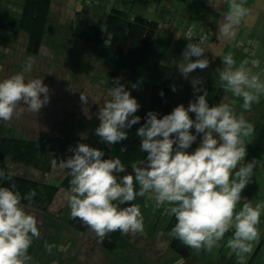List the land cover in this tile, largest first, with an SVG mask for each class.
<instances>
[{
	"label": "clouds",
	"instance_id": "9594fccd",
	"mask_svg": "<svg viewBox=\"0 0 264 264\" xmlns=\"http://www.w3.org/2000/svg\"><path fill=\"white\" fill-rule=\"evenodd\" d=\"M221 2L227 3L228 9L221 13L219 37L234 39L251 9L246 6L247 0ZM208 3L218 10L216 0ZM193 38L189 29L186 39L190 42L182 53L184 63L179 65L185 76L209 66V60L203 58L205 38L201 37L197 43L191 42ZM193 57L197 59L193 61ZM32 64L29 58L20 73L0 80V121L18 119L25 110L38 113L48 105L49 88L43 78H26ZM251 64L259 67L261 61L252 60ZM247 65L248 61H243L237 66L228 53L223 57L222 68L217 69L224 91L241 99L244 111H250L264 96V70L253 72ZM113 83L110 99L104 101L97 114L99 125L95 135L112 146L128 138L127 130L141 125L136 135L140 138V151L147 155L131 164L132 174L127 173L119 158L103 159V150L84 143L69 148L72 155L62 161L52 158V164L70 177L66 193L70 219H78L100 242L117 231L124 235L143 234L140 205L131 202L150 195L157 207L165 206V214L175 217L176 223L168 232L172 239L197 252H211L231 232L226 246L235 254L238 264H246L253 243L260 239L258 225L264 213V202L253 206L247 200L237 211L241 193L252 182L254 170L264 167L255 158L244 163L247 155L244 138L254 134V125L243 113L238 115L230 102L210 107L208 93L199 78L191 81L196 99L187 108L180 104L160 118L158 113L149 111L141 124V117L135 115L140 109L137 100L119 78ZM137 86L131 85L133 89ZM171 90L175 92V86ZM159 95L163 98L164 92ZM87 101L88 96L82 93L80 102ZM190 114H194V119ZM198 138V146L189 152ZM6 181L10 182L7 187L0 186V264H31L28 250L33 240L40 237V230L36 216L27 212L26 207L32 206L37 192L31 189L22 196L12 175L0 169V185ZM22 200L28 204H22ZM55 247L44 244L49 254Z\"/></svg>",
	"mask_w": 264,
	"mask_h": 264
},
{
	"label": "rangeland",
	"instance_id": "374dc122",
	"mask_svg": "<svg viewBox=\"0 0 264 264\" xmlns=\"http://www.w3.org/2000/svg\"><path fill=\"white\" fill-rule=\"evenodd\" d=\"M89 1L50 0L48 25L37 55L25 54L27 39L23 33L15 35L0 29V66L3 69L0 71V80L20 73L25 61L31 58L32 71L26 74V78H43V83L49 88L50 97L48 105L42 107L38 113L25 110L18 119L14 118L10 122L0 121V132L3 136L34 140L41 150L50 147L55 150L59 161L70 157L72 153L68 149L75 148L78 143L98 149L100 138L95 135V129L99 125L97 114L104 101L110 99L109 91L105 88L108 77L107 64L95 59L89 47L70 32L69 26L75 13H81L83 10L87 13L95 9L96 11H92L91 14L93 17H99L103 15L104 6L115 4L117 0H94L95 4H89ZM123 1L131 0H118V3L127 10L131 9L133 14L144 15L146 18L157 15L161 20L167 17L169 12H173L176 18L177 9L181 7V3L163 0L157 9L158 0H151L152 8L143 10L141 6L136 5L132 8L133 5L123 4ZM154 1H156L155 4ZM247 1L250 3L252 0ZM22 4L23 0H0V10L19 15ZM97 12L101 15H96ZM259 13L257 11L255 16L253 13L248 17L251 19L246 24L242 23L241 28H237L235 40H222L220 37L217 40V37V44L207 45L203 58H207L209 54L208 68L196 69L187 76L179 70V65L184 63L182 56L185 50L184 40L181 41L182 38L177 36L175 42L181 44L178 47L174 45L175 49L173 45H166L165 62L172 67L173 71L169 85L176 88L173 92L172 110L180 104L187 108L190 101H195L196 96L193 95L191 85L193 79H201L204 90L210 85H220L224 88L219 80L217 69L222 68L223 57L228 53L232 54L237 66L243 61H248L247 67L251 71L264 70V58L263 64L259 67L251 64L252 60H259L264 53V34H262L264 10L258 16ZM256 18L257 22H254ZM176 20H179L177 28H181L180 25L184 24L183 20L180 18ZM245 35L248 36L247 43H239L237 38ZM249 36H258V41H263L259 44ZM230 42H236V50L229 51L232 44ZM249 49L255 52L249 55ZM191 59L195 61L197 58ZM138 81L140 82H129L126 89L142 107L148 103L149 88L147 83ZM132 84H137V88L133 89ZM82 93L88 96L86 104L80 102ZM200 94L202 93H197V95ZM221 102L232 103L236 113L238 115L243 113L255 127L254 134L244 138L247 150L244 163L255 158L264 165V96L258 104L252 106L250 111H244L241 107L242 100L227 92ZM23 107L26 109L27 106ZM190 118L194 119V114H190ZM198 144L199 138L188 151H193ZM0 169L56 185H59L66 175L65 171L58 166H53L48 174L42 175L9 161H0ZM67 192L60 189L54 202L46 211L26 207L27 212L36 216L40 230V237L34 239L30 247L31 264H238L237 257L226 246L232 234L225 236L221 246L211 252L205 250L197 252L192 249L187 258L173 253L168 244L169 235L165 232L169 215L164 212L165 206L157 207L150 195L138 197L134 202L140 205V211L144 217L143 234H122L118 248L113 252L105 251L90 229L82 234L67 224L70 211L66 200ZM241 197L242 202L237 205V211L245 200L251 202L253 206L264 202V167H257L254 170L252 182L242 191ZM260 220L261 223L258 225L260 239L253 243L252 252L246 256V264H264V243L261 242L264 240V213ZM46 242L56 245L51 254L45 251Z\"/></svg>",
	"mask_w": 264,
	"mask_h": 264
},
{
	"label": "trees",
	"instance_id": "16d2710c",
	"mask_svg": "<svg viewBox=\"0 0 264 264\" xmlns=\"http://www.w3.org/2000/svg\"><path fill=\"white\" fill-rule=\"evenodd\" d=\"M167 1L185 2V0ZM150 2L151 0H131L122 3L131 4L133 5L132 8L138 5L145 10L152 8L153 4ZM162 2L163 0L156 2L157 9ZM89 4H95L94 0H90ZM50 6V0H24L19 15L8 14L0 10V29L15 35L23 33L27 38L25 54L37 55L46 33ZM104 8L103 15L99 17H93L88 12L75 13L70 21L69 30L77 39L89 47L95 59L107 64L108 77L105 88L109 91L114 86L113 81L115 78H119L120 83L124 84L126 88L129 82H140L138 80H142L147 83L149 88L148 103L140 107L135 114L141 117V124H143V118L149 111L158 113V117L171 113L173 91L169 83L173 71L172 67L165 62L164 51L166 45H173L175 49L177 44H175L174 35L178 33L182 38L181 41L184 40V48H186L190 42L186 39V33L189 29L192 30L194 36L191 42L197 43L203 37L205 38L203 45L205 48L207 45L217 44L215 36L209 31L197 30L191 23L177 28L176 19H172L168 15H166L167 18H164L165 21L154 14L151 18L133 14L131 9L127 10L118 3V0L115 4L112 3L109 6H104ZM166 30L169 31L168 35L165 34ZM170 33L174 34L172 38ZM229 49V51L237 49L236 44H230ZM253 53L251 50L248 52L249 55ZM208 55L206 57L210 60ZM205 90L208 93L206 99L210 107L219 104L226 94L224 88L220 85H210ZM161 91L164 92L163 98L159 95ZM140 126L134 125L130 130H127L128 138L115 145L109 146L100 141L98 149L105 152L103 159L119 158L125 165L127 173L132 174L131 164L138 160H144L147 155L145 152L140 151V138L136 135V131ZM52 158L59 162V157L54 149L46 147L41 150L34 140L3 136L0 132V161H9L14 165L30 168L43 175L48 174L54 166ZM7 173L12 175V179L22 196L31 189L36 190L37 196L31 207L43 211H46L52 205L60 189L68 191L70 187V177L66 175L60 184L56 185L23 175ZM124 174L121 173L120 175ZM9 183L6 181L0 186L7 187ZM22 204L27 205L28 202L22 200ZM125 206L128 205H122L121 207ZM66 222L80 233H85L88 230L78 219L72 220L68 216ZM175 223V217L169 215L165 227L167 234ZM230 234L232 233L229 232L225 236ZM121 236L122 234L118 231L110 233L103 242H100V246L105 251L113 252L118 248ZM168 244L173 253L183 258H187L191 254L192 248L186 247L178 239H172L169 236ZM28 251L30 253V248Z\"/></svg>",
	"mask_w": 264,
	"mask_h": 264
},
{
	"label": "crops",
	"instance_id": "0c3cea01",
	"mask_svg": "<svg viewBox=\"0 0 264 264\" xmlns=\"http://www.w3.org/2000/svg\"><path fill=\"white\" fill-rule=\"evenodd\" d=\"M23 2H24V0H23ZM216 2L218 4V10H216L212 6H210V4L208 3V0H185V2L181 3V7L177 9V17L175 19H177V18L182 19L183 23H184L183 24L184 26L188 25L189 23H191L192 25H194V27L197 30L209 31L215 36V38L218 37L217 38V40H218L219 39L218 26H219V23L222 21V18H223L221 13H224V12L227 11L228 5H227V3L221 2V0H216ZM164 4H167V3H164ZM169 4H171V3H169ZM22 6H23V4H22ZM246 6L251 9V15L250 16H252L253 13H254L253 16H255V13L257 11L260 12L258 14V16H259V15H261V11L264 10V0H252L250 3H247ZM50 9H51V6H50ZM21 10H22V8H21ZM92 11L95 12L96 10L93 9ZM92 11L88 12V13L91 14V13H93ZM173 11H175V9ZM82 12L86 13L85 10H83ZM164 13H166V10H164ZM95 14L97 15L98 12L95 13ZM167 15H168V17H170L172 19L174 18V16H173L174 13L173 12H169ZM249 19H251V18H247V20L245 22H243V23L246 24ZM164 20L166 21V19H164ZM258 20H259V18H258ZM178 21L179 20H176L177 23H178ZM254 22H257V18L255 19ZM259 23H260V20H259ZM183 25L182 26L180 25V27H183ZM241 26H242V24L238 28L240 29ZM260 33H262V32H260ZM165 34L168 35L169 31L166 30ZM262 34H264V29H263V33ZM170 35H171V38H172L174 34L170 33ZM177 36H178V38H180L178 33L174 35V38H176ZM249 37L252 38L253 40H255L259 44L263 41V40H259L258 41V36H255V37L249 36ZM246 38H248V36L245 35L243 37H238L237 40H238L239 43L242 42V43L246 44L247 43V39ZM220 39L224 40L223 38H220ZM227 41L229 42V40H227ZM217 43H218V41H217ZM230 43H235L236 44V42H230ZM175 44H177V47L179 46V43L175 42ZM244 44H242V45H244ZM241 50H242V48H241ZM249 50H251V49H249ZM240 53L244 54L242 52H240ZM263 58H264V53H262V55L260 56V59H259L262 64H263V62H262ZM263 241H261L262 244L264 243Z\"/></svg>",
	"mask_w": 264,
	"mask_h": 264
}]
</instances>
